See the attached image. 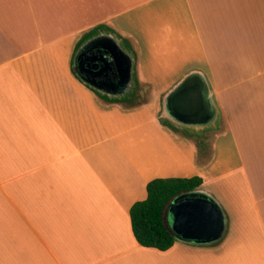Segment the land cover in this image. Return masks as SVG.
<instances>
[{
	"label": "crops",
	"instance_id": "1",
	"mask_svg": "<svg viewBox=\"0 0 264 264\" xmlns=\"http://www.w3.org/2000/svg\"><path fill=\"white\" fill-rule=\"evenodd\" d=\"M101 36L132 59L129 83L77 76ZM192 72L214 126L166 115ZM195 176L222 238L142 246L130 211L148 183ZM0 264H264V0H0Z\"/></svg>",
	"mask_w": 264,
	"mask_h": 264
},
{
	"label": "water",
	"instance_id": "2",
	"mask_svg": "<svg viewBox=\"0 0 264 264\" xmlns=\"http://www.w3.org/2000/svg\"><path fill=\"white\" fill-rule=\"evenodd\" d=\"M77 76L94 89H101L98 78L107 71L129 83L133 62L111 36H101L80 48L73 60ZM108 77L109 74H107ZM120 82L110 84L115 88ZM168 118L188 128L211 127L219 118L212 88L205 74L192 72L166 96ZM166 217L177 240L199 244L220 240L226 230V218L221 206L210 195L194 190L177 196Z\"/></svg>",
	"mask_w": 264,
	"mask_h": 264
},
{
	"label": "trees",
	"instance_id": "3",
	"mask_svg": "<svg viewBox=\"0 0 264 264\" xmlns=\"http://www.w3.org/2000/svg\"><path fill=\"white\" fill-rule=\"evenodd\" d=\"M202 184L200 176L156 178L150 181L147 198L136 202L130 211L137 241L144 247L162 251L170 249L177 239L168 226L166 213L177 196L197 190Z\"/></svg>",
	"mask_w": 264,
	"mask_h": 264
},
{
	"label": "flooded vegetation",
	"instance_id": "4",
	"mask_svg": "<svg viewBox=\"0 0 264 264\" xmlns=\"http://www.w3.org/2000/svg\"><path fill=\"white\" fill-rule=\"evenodd\" d=\"M77 68V67H76ZM78 70V69H77ZM103 76H105V72L98 78V80H100V86H102L103 84Z\"/></svg>",
	"mask_w": 264,
	"mask_h": 264
},
{
	"label": "rangeland",
	"instance_id": "5",
	"mask_svg": "<svg viewBox=\"0 0 264 264\" xmlns=\"http://www.w3.org/2000/svg\"><path fill=\"white\" fill-rule=\"evenodd\" d=\"M66 27H68V25Z\"/></svg>",
	"mask_w": 264,
	"mask_h": 264
}]
</instances>
